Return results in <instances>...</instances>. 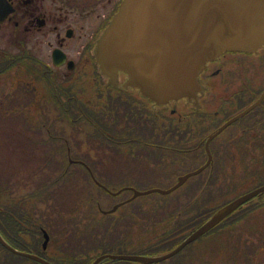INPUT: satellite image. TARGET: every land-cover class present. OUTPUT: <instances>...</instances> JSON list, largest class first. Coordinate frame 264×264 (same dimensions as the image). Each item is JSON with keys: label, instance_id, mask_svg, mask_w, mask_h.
Returning a JSON list of instances; mask_svg holds the SVG:
<instances>
[{"label": "flooded vegetation", "instance_id": "obj_1", "mask_svg": "<svg viewBox=\"0 0 264 264\" xmlns=\"http://www.w3.org/2000/svg\"><path fill=\"white\" fill-rule=\"evenodd\" d=\"M121 1L0 0V80L5 82L0 81V95L9 93L7 86L15 82V77V87L19 93L26 91L27 96L34 95L44 83L47 91L44 93L41 87L40 96L35 94L37 99L44 96L60 102L63 97L68 104L72 100L82 103L75 116L84 119L80 122L84 128H94L100 141L95 160H87L71 156L70 138H66L67 162L54 168L67 171L69 181L82 184L80 193L71 196L53 191L7 193L0 165V264H41L32 254L53 264H69L67 255L54 252L50 244L57 240V234L63 237L76 221L82 231H87L86 223L92 215L96 243L103 242L107 224L109 249L123 245L131 249L124 254L141 256L169 252L216 212L204 211L211 195L208 201L200 199L203 194L213 193L215 183H221L222 176L215 174L214 151L217 149L224 160L226 153L230 156L239 148L264 150V45L255 51L225 50L211 59L200 74L204 89L197 98L157 103L139 88L126 85L124 72L116 82H110L96 56L98 40ZM8 60L15 63L8 64ZM55 87L61 95L54 93ZM260 98L261 103L238 117ZM29 101L34 99L30 97ZM69 108L66 111L70 119ZM221 127L210 142L214 151L207 168L212 174L190 176L185 182L189 187L177 197L165 202L162 197L141 200L132 187L118 185L131 183L126 176L135 164L156 169L159 177L176 175L175 184L181 176L207 163V138ZM99 158L108 165L97 172L94 164ZM193 162L197 166L185 170ZM88 184L103 195L86 192ZM242 194L229 197L222 206ZM263 195L257 196L256 202L254 197L236 208L223 224L176 254L148 264H264V224L247 230L254 237L220 238L222 230L235 228L247 213L264 204ZM59 240V245L66 242ZM215 243L222 247L217 253Z\"/></svg>", "mask_w": 264, "mask_h": 264}, {"label": "water", "instance_id": "obj_2", "mask_svg": "<svg viewBox=\"0 0 264 264\" xmlns=\"http://www.w3.org/2000/svg\"><path fill=\"white\" fill-rule=\"evenodd\" d=\"M263 45L264 0H123L98 40L96 55L110 82H116L120 72H124L126 85L139 88L144 95L162 104L183 97L197 98L204 89L201 72L225 50L255 51ZM261 102L260 98L238 117ZM222 129L210 135L206 142L209 159L204 166L181 176L168 189H133L135 196L171 193L191 175L204 170L213 158L210 141ZM263 193L264 184L232 200L170 252L156 256L106 253L91 264H101L109 258L148 264L170 257L240 205ZM31 256L44 264H53L38 255Z\"/></svg>", "mask_w": 264, "mask_h": 264}, {"label": "rangeland", "instance_id": "obj_3", "mask_svg": "<svg viewBox=\"0 0 264 264\" xmlns=\"http://www.w3.org/2000/svg\"><path fill=\"white\" fill-rule=\"evenodd\" d=\"M13 73L15 76L16 72ZM0 81L3 80L1 79ZM14 81L12 85L7 84L9 85L7 86L9 93L0 95V165L2 166V170L4 169L6 192L45 193L53 191L63 192L69 196L75 192L80 193L82 184L77 180L69 181L68 179L64 180V177L59 178L63 169L43 166L51 165L56 161L62 167L59 150L63 149L64 146L63 137L70 138L72 151L76 156L79 158H86L87 160H95L94 156H97L99 153L97 145L100 141H97L98 137L96 133H94V128L88 129L90 127L87 128L86 126L84 128V125L80 122V126H78V123L75 125L72 124V121L67 118V112L65 111L67 107H70L69 110L77 109L81 111L80 107L82 103L80 104V102L72 100L70 104H68L63 102V97L60 98V102L58 99L52 101L44 96L37 99L36 95L40 96L39 90H41V87H43L44 93L47 91L44 83L39 84L40 87L39 90H37L38 92L36 91V95H29L31 99H34V101L30 102V97L27 96L28 94L26 91L19 93L18 88L15 87L16 77ZM3 83L5 82L3 81ZM58 88L59 87L54 88V93L61 95ZM75 115L76 113L71 114L73 117H76ZM53 136L59 137H57V140H54ZM221 138L222 137H220V139ZM214 143H216V141L213 142V147ZM82 144H84L83 150H85V152L82 150ZM261 150L262 149L257 151L248 147L239 148L235 151H231L230 156L226 153L224 160L223 155L218 152L217 149L214 151L216 156L215 169L218 168V173H220L222 178L220 181L221 183H215L213 185V193L211 192L209 195L203 194L201 196L200 199L208 201V197L211 195V199L208 202L209 206H206L204 211L216 210L224 204L222 201H225L226 197H231L232 199L233 196L249 190V186L253 185L255 182L256 187L258 183L264 182V150ZM52 152H54V155L50 156ZM35 164L40 165L38 167ZM195 164L196 162L189 163L185 167V170L195 168L197 166ZM107 165L108 162L105 159L99 158L95 162L94 168L97 172L103 171ZM72 168H75V165ZM54 176L56 177L54 178ZM126 177L131 180V183H118V185L130 186L137 190L146 191L153 188L168 189L174 185L177 176L172 175L169 178H165L164 176L159 177L156 169L145 165L136 166L135 164ZM90 185L91 184L86 185V192L92 191L97 194H102ZM188 187L189 182L168 194L152 192L141 195L137 197V199H159L162 197V202H165L175 196L177 197V193L186 191ZM236 189L238 191H235ZM217 193L220 194L217 195ZM256 201L257 198L254 202ZM70 207L72 208V205H70ZM87 213H89V211H87ZM91 217L92 219L88 220L86 223L88 226L87 232L82 231L78 221H76L75 226H72L69 231L63 232V237L61 235V238L60 234L58 235L55 232L57 234V240L50 244L54 252L59 251L61 255L72 253L79 255L82 253L81 255L84 256V254L88 252L87 247L94 242L92 240V234H94V215ZM236 217L237 219L241 218L239 215ZM240 220L241 221L235 228L222 230V236L220 238L227 235V239L239 240L244 239L245 235L253 236L252 233H248L247 230L253 231L254 227L258 224H264V204L256 207L253 212L247 213V215ZM105 225L107 228L103 229V240L106 241L109 238V229L107 224ZM81 233H86V235L80 236ZM58 240L60 242H66L65 244L59 245ZM115 243L117 242H113V244ZM100 246L99 244L94 245L95 252L98 249L100 252L103 251ZM61 247L64 250L69 248L68 252L65 254L62 251L63 249L61 250ZM221 248L222 247L217 243L214 244L213 249L216 253L219 252ZM89 249H92V246ZM107 251L124 253L130 252L131 249L123 245H117L116 248H110ZM234 253L237 255L236 252Z\"/></svg>", "mask_w": 264, "mask_h": 264}, {"label": "trees", "instance_id": "obj_4", "mask_svg": "<svg viewBox=\"0 0 264 264\" xmlns=\"http://www.w3.org/2000/svg\"><path fill=\"white\" fill-rule=\"evenodd\" d=\"M8 64H12V63H15V61L14 60H8V62H7ZM70 113L71 114H74V113H76V114H79L80 113V111L79 110H77V109H75V110H70ZM81 120H84L83 118H78V117H73V116H71V119H70V121H72V124H77V123H79ZM90 121H92V120H90ZM214 151V150H213ZM67 158V157H66ZM65 160V159H64ZM213 172V171H212ZM218 172H219V170H218V168H216L215 169V174H218ZM210 174H212L211 173V171H210V168H207L206 170H204V171H202L199 175L200 176H205V175H210ZM65 175H67V173H65V174H63L62 175V177H64ZM264 182H262V183H260V184H263ZM259 184V185H260ZM229 197H226L225 198V201H222V202H224V203H226L227 201H229ZM221 202V203H222ZM252 206H255V204H253ZM224 222V221H223ZM223 222L221 223V224H223ZM88 230V229H87ZM87 232V231H86ZM94 232V231H93ZM85 236L86 235V233L85 234H83V233H81L80 234V236ZM93 235V237H92V240L94 241L93 243H91L90 244V246H88L87 247V250H88V252L87 253H85V256H82L81 254L82 253H80L79 255H81V256H79V255H76V254H74V253H72V254H66L67 256H66V259L68 260V262H69V264H91L92 262H93V260L99 255V254H101V253H103V252H106L107 250H109V245H110V241H105V240H103V242L100 244V243H96V241H95V233L94 234H92ZM99 244V245H101L100 246V248H102L101 250H103L102 252H100V250L98 249L96 252H95V249H94V245H96V244ZM92 246V249H89L90 247ZM61 249H63L62 247H61ZM68 249L69 248H67L66 250H64V253H67L68 252ZM63 256H65V255H63ZM122 261H124V262H127V261H125V260H122ZM119 262H121V261H119V260H112V259H108V260H106L104 263H102V264H118Z\"/></svg>", "mask_w": 264, "mask_h": 264}]
</instances>
